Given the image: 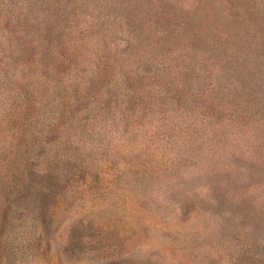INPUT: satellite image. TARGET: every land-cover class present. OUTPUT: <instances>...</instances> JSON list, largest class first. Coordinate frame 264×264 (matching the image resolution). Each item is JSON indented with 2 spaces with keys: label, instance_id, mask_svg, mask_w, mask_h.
<instances>
[{
  "label": "rangeland",
  "instance_id": "1",
  "mask_svg": "<svg viewBox=\"0 0 264 264\" xmlns=\"http://www.w3.org/2000/svg\"><path fill=\"white\" fill-rule=\"evenodd\" d=\"M114 263L264 264V0H0V264Z\"/></svg>",
  "mask_w": 264,
  "mask_h": 264
},
{
  "label": "trees",
  "instance_id": "2",
  "mask_svg": "<svg viewBox=\"0 0 264 264\" xmlns=\"http://www.w3.org/2000/svg\"><path fill=\"white\" fill-rule=\"evenodd\" d=\"M179 22H180V24H179ZM174 23V22H173ZM181 23H182V20H180V19H177V21H176V24L175 25H177V26H181ZM179 28H181V27H179ZM114 264H119V263H114Z\"/></svg>",
  "mask_w": 264,
  "mask_h": 264
}]
</instances>
